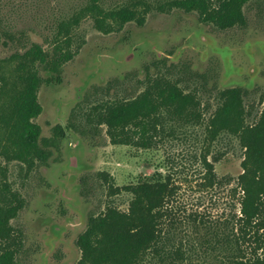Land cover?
<instances>
[{"label": "rangeland", "instance_id": "1", "mask_svg": "<svg viewBox=\"0 0 264 264\" xmlns=\"http://www.w3.org/2000/svg\"><path fill=\"white\" fill-rule=\"evenodd\" d=\"M143 1L148 8L140 4ZM169 1L106 0L101 4L104 11L121 6L136 11L135 18L107 32L106 27L113 23L107 20L109 25L99 28L97 12L77 24L61 25L71 21L90 0H0L4 20L0 33L1 27L23 29L31 41L44 46L57 41L72 53L62 67L60 82L40 87L42 112L35 121L44 136L58 123L66 126L72 113L76 114L75 122L82 125L87 113L94 112L103 100L133 89L140 91L148 69L156 71L153 62L158 59L186 63L194 72L204 74L209 85L244 87L251 90L250 100H259L264 93V0H250L244 6L246 24L230 28L203 20L198 12L170 8ZM5 39L0 35V60L6 64L0 61V69L9 75L17 62L8 58L23 48L5 45ZM200 94L204 101L209 100L207 94ZM206 117L205 113L203 121L184 125L168 120L167 130L175 132L165 134L163 142L151 148L114 144L107 127L94 119L90 132L69 131L60 152L47 165L30 168L19 160L7 164L13 188L26 201L12 220L24 235L19 264H76V240L89 213L108 202L128 207V192L110 196L107 188L92 179L100 171L111 175L119 186L135 183L157 170L171 173L180 204L207 212L214 219L223 218V211L230 209V189L242 171L244 150L236 137L222 133L206 152ZM3 139L0 127V152ZM205 153L221 180L213 186L205 185ZM0 164H5L1 154ZM85 176L91 177L90 194L83 192Z\"/></svg>", "mask_w": 264, "mask_h": 264}, {"label": "trees", "instance_id": "2", "mask_svg": "<svg viewBox=\"0 0 264 264\" xmlns=\"http://www.w3.org/2000/svg\"><path fill=\"white\" fill-rule=\"evenodd\" d=\"M104 1L90 0L71 21L61 25L77 24L97 12L99 28L109 25L107 20L113 23L106 27L110 32L136 17V11L128 6L104 11ZM249 1L170 0L168 5L198 12L203 20L230 28L246 24L244 6ZM140 4L149 7L147 2ZM3 22L0 16V25ZM1 33L5 45L16 44L23 51L17 50L8 58L17 62L9 75L0 69V127L5 142L0 152L5 158V164H0V264H19L24 252L23 232L12 220L26 201L7 175L11 161L19 160L30 168L47 165L60 152L69 131L90 132L94 119L107 127L114 144L151 148L163 142L165 134L175 132L167 130L168 120L182 125L199 123L205 113L206 152L222 133L236 137L244 150L242 171L230 189V209L223 211V218L214 219L207 212L180 204L171 173L157 170L135 183L119 186L111 175L100 171L92 179L107 188L108 195L128 192L131 198L126 209L108 202L89 213L76 240V264H264V93L258 101L250 100V89L209 85L205 75L194 72L188 64L158 59L153 62L156 71L148 69L140 91L133 89L103 100L94 112L87 113L82 125L75 122L76 114L72 113L66 126L58 123L44 136L35 121L42 112L40 87L60 82L62 67L72 53L57 41L51 46L31 41L23 29L1 27ZM201 92L209 100L204 101ZM203 162L205 185L219 183L206 153ZM82 183L83 192L90 194L91 177H83Z\"/></svg>", "mask_w": 264, "mask_h": 264}]
</instances>
